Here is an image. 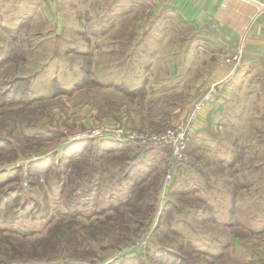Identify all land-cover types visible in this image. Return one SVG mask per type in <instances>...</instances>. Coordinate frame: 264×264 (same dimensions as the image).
I'll list each match as a JSON object with an SVG mask.
<instances>
[{
	"label": "rangeland",
	"instance_id": "1",
	"mask_svg": "<svg viewBox=\"0 0 264 264\" xmlns=\"http://www.w3.org/2000/svg\"><path fill=\"white\" fill-rule=\"evenodd\" d=\"M165 3L0 0V264H264V51L215 81L246 33L228 51ZM210 87L185 162L149 140Z\"/></svg>",
	"mask_w": 264,
	"mask_h": 264
},
{
	"label": "crops",
	"instance_id": "2",
	"mask_svg": "<svg viewBox=\"0 0 264 264\" xmlns=\"http://www.w3.org/2000/svg\"><path fill=\"white\" fill-rule=\"evenodd\" d=\"M119 1L125 3L127 0ZM164 8L163 17L172 22L199 23L204 28L203 30L199 29L201 38L210 40L228 51L236 50L240 46L238 37L243 32L246 33L247 40L242 49V62L235 66L234 71H232L233 68H230L232 63H230V66L220 67L221 69H218V73L212 75V78L216 79L215 81L222 80L220 79L221 72L223 74L226 73V76L243 73L249 67L253 56L264 51V0H169L164 4ZM40 9L41 6L38 7V10ZM2 14L7 15L9 12L0 11V26L8 28L17 24V21L3 22ZM32 20H34V17H32ZM61 27L65 31L69 28L72 29L71 26H64V23H62L59 24L58 29H54V32H57V34L61 32ZM209 33L211 34L210 37H208ZM56 36L59 39L66 37L64 34L62 37ZM54 58L53 61H48V63L61 62V60L56 61L57 54ZM246 59L249 61H246ZM137 77L139 76L134 75L132 78L137 79ZM219 86L220 84L217 88ZM218 91L220 90L218 89Z\"/></svg>",
	"mask_w": 264,
	"mask_h": 264
},
{
	"label": "built area",
	"instance_id": "3",
	"mask_svg": "<svg viewBox=\"0 0 264 264\" xmlns=\"http://www.w3.org/2000/svg\"><path fill=\"white\" fill-rule=\"evenodd\" d=\"M161 2H167L169 0H159ZM216 94L215 88L210 87L208 91H205L200 95L197 101L194 103L192 109L189 111V115L186 120L182 121L179 125L172 129L164 130L160 135L149 137L150 141L156 144H169L171 145L172 155L179 161H186L187 157L185 154L186 146L185 143L188 139L190 132V121L193 120L198 114L203 111L205 105L211 100L212 95ZM102 134H111L118 140L131 141L133 139H141L144 141L142 136L136 137L134 134H123L122 130L104 129ZM146 138H148L146 136ZM170 179L171 176L167 175Z\"/></svg>",
	"mask_w": 264,
	"mask_h": 264
}]
</instances>
